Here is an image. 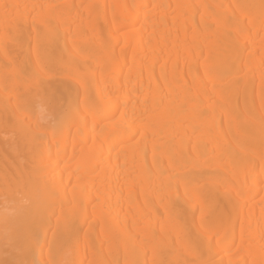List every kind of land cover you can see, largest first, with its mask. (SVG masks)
<instances>
[{"label":"bare ground","instance_id":"bare-ground-1","mask_svg":"<svg viewBox=\"0 0 264 264\" xmlns=\"http://www.w3.org/2000/svg\"><path fill=\"white\" fill-rule=\"evenodd\" d=\"M261 3L0 0V264H264Z\"/></svg>","mask_w":264,"mask_h":264},{"label":"rangeland","instance_id":"rangeland-1","mask_svg":"<svg viewBox=\"0 0 264 264\" xmlns=\"http://www.w3.org/2000/svg\"><path fill=\"white\" fill-rule=\"evenodd\" d=\"M12 60H13V63H14L13 65L8 64L6 66V70L5 71H4V69H1V72H0L1 81L4 80V78H5L6 81L10 84V83H13L15 80H18L19 81V84H18L19 87H18V90H17L16 94H18V95L23 94L24 95L25 94L24 93L25 88L22 90V84L27 86L33 79L38 78L39 75L36 74L37 71L35 72L34 69H33V71H31L29 68H27V67H30V66H27V67H25L26 69H23V71H20L21 74H19V72H18L19 76L21 75L19 79L11 78L10 77V72L13 70V68L16 65H18V60L16 59L15 56L13 57ZM46 69L47 68H45L44 71ZM22 72H24V73H22ZM45 73H46V71H45ZM211 74H212V72L209 73L210 76H211ZM198 80H200V79H198ZM35 101L40 102L39 99H35ZM48 107H49L48 103L47 104L46 103H42L41 105L37 106L36 110L38 112L42 113V114H46V112L48 111ZM46 208H47L46 206H41L39 208V210L41 212H44V211H47ZM100 253H101V250L97 252V255H100ZM70 254L71 253L68 252L67 256H66V259H63L62 261H60L59 264H71L72 262L70 260ZM4 258H6V257L4 256V254L1 253L0 254V260H3ZM20 263H21L20 259H16V260L9 261L6 264H20Z\"/></svg>","mask_w":264,"mask_h":264},{"label":"snow or ice","instance_id":"snow-or-ice-1","mask_svg":"<svg viewBox=\"0 0 264 264\" xmlns=\"http://www.w3.org/2000/svg\"><path fill=\"white\" fill-rule=\"evenodd\" d=\"M5 8H8L10 7L9 5H4ZM12 7H19L18 5H15V6H12ZM237 7H240V8H246L248 6L246 5H237ZM261 9H262V15H261V25L262 27H264V0H262V3H261ZM32 245L34 247H39L40 246V239H39V236H35L33 238V240L31 241ZM210 243L209 240L207 239H204V238H201V240L199 241V243L197 244V249L198 250H201L203 249L204 247H206L208 244ZM131 264H141L140 261H133L131 262ZM146 264V262H145ZM185 264H210V262L208 261H205V260H191V261H187L185 262ZM219 264H223V261H220Z\"/></svg>","mask_w":264,"mask_h":264}]
</instances>
